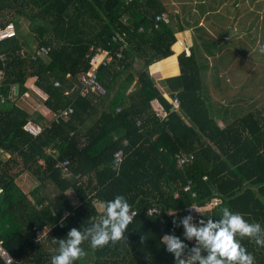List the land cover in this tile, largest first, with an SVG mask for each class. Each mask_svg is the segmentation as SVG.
<instances>
[{"label": "trees", "instance_id": "obj_1", "mask_svg": "<svg viewBox=\"0 0 264 264\" xmlns=\"http://www.w3.org/2000/svg\"><path fill=\"white\" fill-rule=\"evenodd\" d=\"M164 13L162 0H0V28H15L13 37L0 41V242L12 264H50L58 247L52 239L95 223L99 202L116 195L137 213L125 240L96 250L85 242L88 254L74 264H174L160 238L183 239V226L174 227L173 220L215 199L205 218L219 219L228 206L264 227V115L248 112L219 126L192 46L189 55L177 56L179 74L163 81L179 102L173 109L148 70L173 55L182 29L156 23ZM41 48L48 53L33 60ZM101 50L110 53L109 64ZM92 64L105 94L82 97L80 78ZM30 78L46 109L57 114L72 108L67 119L43 123L36 137L23 127L37 113L17 104ZM13 87L18 93L10 99ZM118 151L122 160L115 168ZM188 154L191 161L179 167L176 156ZM62 161L69 162L66 175L55 168ZM24 173L37 183L29 193L16 180ZM48 184L51 195L44 192ZM151 210L157 212L148 215ZM45 226L50 231L36 240V229ZM240 242L255 264H264V247L248 238Z\"/></svg>", "mask_w": 264, "mask_h": 264}, {"label": "rangeland", "instance_id": "obj_2", "mask_svg": "<svg viewBox=\"0 0 264 264\" xmlns=\"http://www.w3.org/2000/svg\"><path fill=\"white\" fill-rule=\"evenodd\" d=\"M162 1L167 7V12L172 14L166 13L168 24H174L170 21L171 19L175 22V17L178 20L180 18V21L187 23L185 28H190V34L195 39L201 38V46L197 48L201 53L203 52L198 64L201 68L204 95H207L208 90H213L214 86L219 88V95L221 91L232 90L235 99H231L232 97L225 99L226 102L236 101L231 115L240 118L248 112L258 110H261L264 115V53H261L257 47L258 41L264 44V0ZM206 18L218 24L211 28L212 26H207ZM202 27L212 31L204 30L207 35L200 36L198 30ZM234 59H237L236 63L233 62ZM157 69L154 68L152 71H160ZM158 73L163 76L162 72ZM209 74L213 81L211 86L207 84ZM229 74L231 76L228 77ZM237 75L240 76L239 79ZM125 78L126 76H123L122 81ZM232 79L233 82H231ZM225 82L228 83L224 84ZM211 99L221 101L219 96L212 95ZM212 100L206 99L213 113H224L221 104L218 109ZM16 180L25 193H29L37 184L28 174L21 175ZM53 191L54 187L50 184L44 189V192L49 195ZM67 195L72 203H77L71 191H68Z\"/></svg>", "mask_w": 264, "mask_h": 264}, {"label": "clouds", "instance_id": "obj_3", "mask_svg": "<svg viewBox=\"0 0 264 264\" xmlns=\"http://www.w3.org/2000/svg\"><path fill=\"white\" fill-rule=\"evenodd\" d=\"M257 47L264 53V44L258 41ZM98 208L102 215L95 223L80 229L72 228L65 238L52 239L58 247L50 264H74L87 256L82 247L85 242L96 250L125 240V232L137 215L128 200L123 195H116L111 200L99 202ZM187 211L192 213L196 209L188 207ZM220 212L219 219L204 216L197 219L189 214L173 220L174 227L183 226V239L175 234H164L160 243L174 256V264H255L254 256L240 240L248 238L256 246L264 247V227L257 222H248L243 214L228 206ZM185 241H194V245L190 247Z\"/></svg>", "mask_w": 264, "mask_h": 264}, {"label": "crops", "instance_id": "obj_4", "mask_svg": "<svg viewBox=\"0 0 264 264\" xmlns=\"http://www.w3.org/2000/svg\"><path fill=\"white\" fill-rule=\"evenodd\" d=\"M164 5H165V3H164ZM223 5H224V3H223ZM166 9H167V7H166ZM184 12H185V10H184ZM166 13H168L169 15H172L170 12H167V10H166ZM170 21L174 23L172 25L175 28H179V27L181 28L182 27V29L176 33L177 42L173 46V55L171 57L163 59V60H161L155 64L153 63L148 69L150 76L153 78V80L155 82V86L159 89L161 94L166 99H168L169 102H171L172 98L169 96V91H168V89H167V87L163 81L167 78L174 77V76H177L179 74V67H178V61H177L178 54H180L184 50H186V53L189 52V47H191V46L194 49L196 48V54H197L198 60L201 57V54L203 53V52L201 53L200 49L197 48V46H199V47L201 46V44H200L201 38L198 37V40H197L194 38V36H192L190 34V32H191L190 28H187V29L185 28V27H187V26H185L187 23H185V22L183 23L182 21H180V18L178 20L177 17H175V22L173 21V19H171ZM206 21H208L207 26H212L211 28H213L214 26H216L218 24V23H215V21L211 20V19L206 18L205 22ZM204 27H202L198 30L200 32V36L207 35V33L206 34L204 33L205 32L204 30L212 31V29H205ZM202 32H203V34H202ZM189 54H190V52H189ZM189 54L187 53V55H189ZM207 54H210V53L207 52ZM233 55H234V53H233ZM236 56L238 57V54H236ZM235 61H237V59L233 60L234 63H236ZM154 68H158L160 71L153 72L152 70ZM170 69H172L173 72L169 71ZM158 72H162L163 76ZM164 73H165V75H164ZM237 73H239V72H237ZM124 76H126V75H124ZM229 76H231V74H229L228 77ZM236 77H237V79H239L240 76L237 75ZM201 78H202V75H201ZM212 82L213 81L211 80V74H209V79L207 81V84L211 86V85H213ZM231 82H233V79ZM33 83H34L33 78H30L26 81L25 87L27 88V92L17 100V104L20 107H22L23 109H25L26 111H28L29 113H37L38 116L43 118V120H40V118L38 116L33 117V120L27 122V123H32L34 125H38V126L42 127L43 123H45L46 121L50 122V121L54 120V114L43 106L42 102H43L44 94L40 90H38L34 86ZM227 83L225 82L224 84H227ZM133 85H134V83L129 88V91L133 88ZM14 89H15V87L12 88V95H10V99L12 98L13 95L16 96L18 93V89H17L16 94H14ZM218 92H219V88L214 86V89L211 91L208 90L207 95L206 96L204 95V96L207 98V100L208 99L212 100L211 99L212 95L220 97L221 101H219V100L218 101L212 100V101L214 102L215 107H217L218 109L220 108V104H221L222 108H224V113L216 114V118H217L216 121L218 122L219 126L223 127V126L233 122L234 120L238 119V117L236 115H231L232 109L236 106V103H235L236 101L235 100L230 101V102L225 101V99H227V97H229V98L232 97L231 99L234 98V93L232 90L225 91V92L221 91L220 95L218 94ZM203 94H205V92H203ZM121 98H124V97L122 96ZM120 100L121 99H118V101H120ZM217 103H218V105L216 106ZM153 107L156 111H158L159 113H162V115L165 116V113L162 110V107L157 102H153ZM176 108L177 107H173L174 110ZM34 118L36 120H34ZM40 163H42V162H40ZM15 172H18V171L15 170ZM22 175H25V173ZM217 203H218V200L215 199L211 203H209L205 207V209L210 210Z\"/></svg>", "mask_w": 264, "mask_h": 264}, {"label": "built area", "instance_id": "obj_5", "mask_svg": "<svg viewBox=\"0 0 264 264\" xmlns=\"http://www.w3.org/2000/svg\"><path fill=\"white\" fill-rule=\"evenodd\" d=\"M129 1V0H128ZM164 22L166 24H168V18L166 16V14H160L159 16H157L155 18V22ZM157 27V25L155 26ZM15 35V28L13 27V25L9 24L7 26H5L4 28H0V41L6 39V38H10L13 37ZM122 41V40H121ZM124 43V42H123ZM122 48H120L117 52H116V57L117 58H121V50ZM48 53V49L46 48H41L39 50L36 51V53H34V55L32 56V59L35 60L38 56L40 55H46ZM101 55H102V60L104 61L103 64H109L112 61V57L110 56V53H107L105 50H101ZM2 71H0V81L2 79ZM80 81L82 83V87L80 89V96L82 97H86L91 95L92 93L95 95H104L105 94V89L101 86V84L98 81V77H97V69L96 66L94 64H92L91 68L87 71V73H85L81 78ZM55 86H59L58 82H55L54 84ZM4 101L3 96L0 93V103H2ZM171 103L174 107H178L179 102L176 98L171 99ZM72 113V108H67L64 110H59L57 114H54V120L58 121L59 119H67L69 117V115ZM23 129L29 133L30 135H32L33 137L38 136L41 132H42V128L38 125H34L32 123H27ZM114 167H118L121 163L122 160V152L118 151L114 154ZM192 159V156L190 154L188 155H181V156H176V162L177 165L179 167H182L183 165L188 164ZM68 165L69 162L68 161H62L60 163H58L55 168L60 169L61 173L63 175H66V173L68 172ZM185 191L189 190V187H185L184 188ZM2 193V190L0 188V195ZM194 196V194H193ZM189 207H195L196 211H193L192 213L188 212L187 209L185 211V213L183 214L182 217H187L189 214L193 215L194 217H196L197 219L202 218V213L204 211L205 208L201 207L198 204H193ZM156 210H151L148 211L147 214L148 215H152L153 213H156ZM46 227V228H45ZM42 228V230H38L36 229V240H40L42 239V237H44V235L50 231V228L45 226ZM190 247L194 245V241L193 242H188ZM0 258L4 261L5 264H12L13 263V259L10 256V254L8 253V251L3 247V245L0 242Z\"/></svg>", "mask_w": 264, "mask_h": 264}, {"label": "water", "instance_id": "obj_6", "mask_svg": "<svg viewBox=\"0 0 264 264\" xmlns=\"http://www.w3.org/2000/svg\"><path fill=\"white\" fill-rule=\"evenodd\" d=\"M188 54H189V52H187ZM16 92H17V87H15V89H14V94H16Z\"/></svg>", "mask_w": 264, "mask_h": 264}]
</instances>
